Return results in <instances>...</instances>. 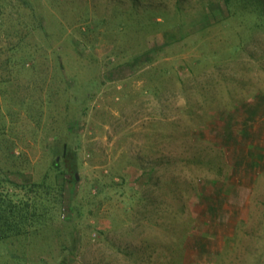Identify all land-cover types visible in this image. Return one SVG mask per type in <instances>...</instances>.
I'll use <instances>...</instances> for the list:
<instances>
[{
  "label": "rangeland",
  "instance_id": "obj_1",
  "mask_svg": "<svg viewBox=\"0 0 264 264\" xmlns=\"http://www.w3.org/2000/svg\"><path fill=\"white\" fill-rule=\"evenodd\" d=\"M29 2L51 25L50 46L77 84L95 75L103 84L70 130L76 181L64 186L72 201L59 219L71 222L0 245V264H264V142L239 132L251 128L260 139L264 130V27L242 34L239 49L236 20L216 21L230 15L225 0ZM231 2L232 11L248 0ZM84 14L103 22L87 29ZM16 41L0 33V52L7 56ZM37 59L34 73L28 63L13 88L0 89V112L12 113L17 181L40 179L55 157L49 143L58 124H36L39 95L30 89L42 86L34 76L52 72L54 56L45 50ZM25 97L37 103L20 108ZM95 184L105 187L100 195Z\"/></svg>",
  "mask_w": 264,
  "mask_h": 264
},
{
  "label": "trees",
  "instance_id": "obj_2",
  "mask_svg": "<svg viewBox=\"0 0 264 264\" xmlns=\"http://www.w3.org/2000/svg\"><path fill=\"white\" fill-rule=\"evenodd\" d=\"M225 2L226 11L230 15L227 18H222L224 17L222 16L221 20L216 21L226 23L225 20L227 19L236 20L238 23V25H235V31L238 33L236 38L239 37V39L238 43L232 45V47L237 46L240 49L243 35L246 37L253 29L264 27V5L262 4L263 2L260 5H256L248 0V2H239L242 4L238 5V9L231 11V0H225ZM40 9L37 4L29 2V0H0V33L4 38L13 36L17 40L9 50L7 56L4 52H0V89L9 86L13 88L19 75L25 69V72H27L26 66L29 65L28 63L31 64V68L28 70L34 73L36 63L38 62L37 58L45 50L51 51L54 56V68L52 72L46 71V74H44L41 71L37 73L34 77H39L42 86L38 88L32 87L33 84L30 86L33 93L35 90L38 91V103L29 97H25L18 99V106L22 108L30 103H33V105L37 103L40 112L34 118L36 124H44V127H46L47 122L50 121L51 124H58L59 130L51 134L53 142L52 144L49 143L51 146L50 155L53 154L55 157L43 176L38 180L25 178L22 181H17L23 174L16 165L19 157V155L14 154L16 145L13 139L9 138V134L12 132L9 130L11 126L7 120V115L12 116V113L8 112L10 111L8 109V113L6 112V114L0 112V245L10 244L12 240H17L19 237H35L37 232H44L45 227L50 225L48 226L49 229L57 221L65 225L71 222L72 218L65 221L59 219L60 213L67 210V203L70 205L72 201V198L68 202L65 201L64 186L66 183L73 184L76 181V177L72 173L77 170L75 160L77 150L73 146L77 142L71 135L70 130L78 131L82 114L87 113L90 102L94 100L93 87L98 88L103 84V80L98 81V75L92 76L89 79L90 81L86 80L84 84H77L75 72H73L71 67L69 68L68 62L63 60V53L50 46L52 38L50 33L51 25L49 22L47 23L48 20L46 21ZM237 17L240 18L239 22ZM82 21H85L84 23L87 22V29H94L96 25L103 22V19L94 17L88 19L86 14H84ZM216 21H211L207 25L213 26ZM241 27L242 30L239 33L238 28ZM29 35L35 36L40 42L33 47L29 46L26 41ZM77 46L74 48L78 51ZM62 51L67 52L66 50ZM73 53L77 57L78 53L74 50ZM79 55L82 54L79 53ZM135 60L136 58L133 61ZM88 61L93 64L98 63V60L92 58H89ZM102 65L105 66L104 64ZM98 68V66L94 68V72ZM68 79L73 80L72 85H70V90L74 87L72 93L67 92L69 90L66 87ZM57 82L62 88L59 92L55 88ZM13 96L11 102L13 101ZM5 99L10 102L6 96ZM15 105L17 104L15 103ZM74 106H79L77 108L79 111L78 115L76 112L73 113ZM45 108L50 111L49 115L45 116ZM61 108L63 109V113L58 114L56 111H60ZM27 115L30 117L28 113ZM10 120L13 123L12 118ZM27 120L28 118L26 117L25 121ZM70 175H72V178L69 177ZM95 187L98 188L97 194L99 195L105 188L100 184H97ZM59 231L61 232V228H58L56 232L57 238L60 237ZM76 243H78V240L72 234L67 251L73 253L77 247ZM7 254L12 259L16 257L15 253L11 252V250ZM67 255L65 254V256ZM62 263H64L63 260Z\"/></svg>",
  "mask_w": 264,
  "mask_h": 264
},
{
  "label": "crops",
  "instance_id": "obj_3",
  "mask_svg": "<svg viewBox=\"0 0 264 264\" xmlns=\"http://www.w3.org/2000/svg\"><path fill=\"white\" fill-rule=\"evenodd\" d=\"M226 125H227V127L225 128L227 131L226 135H229L228 132L231 131V127L228 126V122L226 123ZM239 132H244V134H247L248 136H250L252 138L251 141L253 144H256L258 142H264V130H263V134H262L260 139H258L259 132L255 131V130L252 131L251 128H248V129L245 128L244 130L240 129ZM227 139H229V138H227ZM257 140H259V141H257ZM256 159H257V157H256ZM250 165L253 168H255L256 166L259 167L261 165L260 158H259V160L252 159V162Z\"/></svg>",
  "mask_w": 264,
  "mask_h": 264
}]
</instances>
